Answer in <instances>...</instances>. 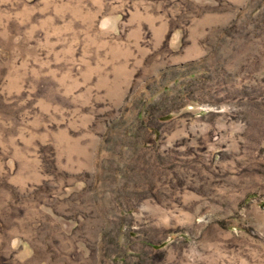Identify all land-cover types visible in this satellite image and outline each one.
Listing matches in <instances>:
<instances>
[{"label": "rangeland", "instance_id": "374dc122", "mask_svg": "<svg viewBox=\"0 0 264 264\" xmlns=\"http://www.w3.org/2000/svg\"><path fill=\"white\" fill-rule=\"evenodd\" d=\"M0 264H264V0H0Z\"/></svg>", "mask_w": 264, "mask_h": 264}]
</instances>
